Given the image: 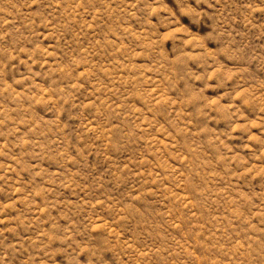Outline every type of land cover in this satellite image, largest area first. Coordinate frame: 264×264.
Listing matches in <instances>:
<instances>
[{"label": "rangeland", "instance_id": "obj_1", "mask_svg": "<svg viewBox=\"0 0 264 264\" xmlns=\"http://www.w3.org/2000/svg\"><path fill=\"white\" fill-rule=\"evenodd\" d=\"M0 264H264V0H0Z\"/></svg>", "mask_w": 264, "mask_h": 264}]
</instances>
